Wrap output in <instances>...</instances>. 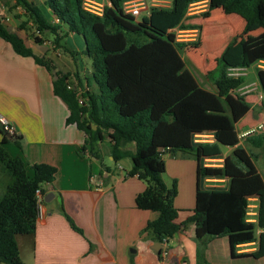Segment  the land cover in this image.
<instances>
[{"label":"trees","instance_id":"trees-1","mask_svg":"<svg viewBox=\"0 0 264 264\" xmlns=\"http://www.w3.org/2000/svg\"><path fill=\"white\" fill-rule=\"evenodd\" d=\"M108 1L102 14L97 15L84 10L81 0H45L58 18L57 23H50L37 5L15 0L26 14L19 26L30 30L34 42L41 43L42 35L50 32L54 35V47L69 53L76 62V51L61 44V40L68 32L82 36L83 53L91 59L94 90L78 89L70 72L55 69L48 59L36 55L1 20L0 37L15 53L31 56L37 64L53 71V93L69 109L65 122L74 124L87 136L79 151H92L93 145L107 136L114 161L130 158L127 175H135L145 183L144 190L135 196L136 207L158 213L146 226L156 240L170 237L182 225L192 223L195 239L201 246L213 237L226 236L230 254L235 257L237 245L258 240L259 246L251 255L262 256L264 260V175L257 169L256 154L239 143L236 130V123L250 108L244 94L238 92L244 84V75L228 73L230 67L246 68L264 62V0H206L203 17L222 7L224 13H235L244 22L241 32L225 45L228 52L239 49L240 57L224 61L222 52L215 58L217 72L211 69L206 72L213 90L197 81L181 54L182 49L197 48L200 42L178 41L172 30L196 27L183 22L189 4L196 0H171L169 6L151 7L140 17L123 10L125 0ZM153 16L160 17L155 25L159 33L148 30ZM29 18L33 26L28 28ZM255 30L258 31L250 33ZM256 69L264 95V68ZM79 93L82 103L77 99ZM201 134H211L214 140H196ZM17 140L18 137L12 139L15 143ZM6 142L3 135L0 172H6L9 181L0 196V264H24L16 237L34 232L35 190L44 193L45 185L54 177L55 167L46 163L27 167L22 157L10 155L3 146ZM244 142L264 152V133L248 132ZM128 143H133V151L126 147ZM218 145L232 149L221 165L206 164V157L220 153ZM165 153L196 162L195 202L181 222H176L179 209L173 204L177 181L172 178L167 184L162 177ZM208 179H224L225 183L208 185ZM250 197L257 200L254 220L248 214ZM70 224L79 230L73 222ZM258 228L263 231L257 235ZM196 264L209 263L199 255Z\"/></svg>","mask_w":264,"mask_h":264},{"label":"crops","instance_id":"crops-1","mask_svg":"<svg viewBox=\"0 0 264 264\" xmlns=\"http://www.w3.org/2000/svg\"><path fill=\"white\" fill-rule=\"evenodd\" d=\"M27 1L37 5L48 22L57 23V17L45 0ZM99 2L109 3L108 0ZM197 2L201 3L187 8L185 18L190 15L191 22L201 24L199 47L204 23L213 17L215 11L220 10L227 22L228 19L237 20L240 26L238 33L243 29L241 16L226 14L222 7H218L211 10L210 15L205 18L202 12L207 9V1L196 0L192 3ZM24 12V8L15 3V0H0L1 22L25 46L36 55L48 59L55 69L70 72L72 83L78 89H96L94 83H89V71L81 64L87 55L83 53L84 42L80 36L68 32L61 40V44L76 51L77 61L74 62L72 57V60H68L61 48L54 47L52 33L45 32L42 35L43 41L36 43L29 35L30 30L19 26L26 18ZM27 25L28 28L33 26L32 19L29 18ZM189 29L192 28L183 30ZM183 39L194 40V37ZM256 67L264 68V62L257 63ZM53 79V71L37 64L31 56L15 53L11 45L0 37V116L11 121L18 131V143L6 138L7 142L3 146L10 155L22 157L27 167L34 163H46L55 167L54 177L45 185L42 194L34 232L16 237L19 256L24 264H196L199 255L209 264H264L262 256L251 255L259 246L258 240L237 245L235 257H232L226 236L213 237L203 247L195 239L192 223L182 225L167 238L166 244H163L164 238L156 240L146 226L158 213L136 207L135 196L144 190L145 183L135 175H127L131 167L130 158L114 161L107 136L97 141L92 151L78 150L87 136L74 124L65 122L69 109L53 93ZM202 86L213 90L212 85ZM238 92L244 94L249 103L250 92L247 88L241 86ZM254 103L256 111L251 114L250 106L236 123V130L240 136L239 143L248 151L257 153V148L244 142V136L254 127L256 129L252 131L253 134L264 133V95L260 88ZM238 125H247V129L239 131ZM258 125L261 127L257 128ZM2 137L0 132V141ZM196 140L212 142L214 139L211 134H201ZM126 147L131 151L134 149L133 143H128ZM226 147V152L220 150L216 157H206V164L221 165L223 157L232 149L230 146ZM163 158L165 172L177 181V194L173 204L179 209L176 222H181L194 206L196 162L191 158L172 157L168 153ZM257 169L264 175L258 167ZM90 174L103 180L101 188L94 189L89 185ZM224 183V179H208L207 182L208 185L218 186ZM249 204L254 209L248 214L254 216L256 197H250ZM253 216H250V220H254ZM70 221L79 230L74 229ZM261 231L263 230L258 228L256 234ZM162 249L167 250L164 259L161 257ZM243 253L250 255L244 256Z\"/></svg>","mask_w":264,"mask_h":264},{"label":"rangeland","instance_id":"rangeland-1","mask_svg":"<svg viewBox=\"0 0 264 264\" xmlns=\"http://www.w3.org/2000/svg\"><path fill=\"white\" fill-rule=\"evenodd\" d=\"M96 1L99 2L102 0H96ZM157 3H161V1H158ZM196 4L198 5L200 3H196ZM146 12L147 11H142L138 17H140L143 14H146ZM212 16H213L212 18H210L207 22L204 23L203 30H202L201 46L200 47L198 46L197 48L186 47L185 49L181 50V54L183 55V59H184L186 67L191 69L197 81L201 85H204V86H211V83L206 79L205 76H206V72L209 69L214 70V68L216 67L215 65L216 56H219L221 55L222 52H224L222 56L224 61L236 60L240 57L239 49L237 50L236 48H234V49H231L229 52L225 50L226 41L229 42L235 34H238V31L240 30L239 22L235 19H228L229 22H227L226 19L220 14V10L215 11ZM191 19L192 17L189 15L187 16V18L184 19L185 21L183 22L196 25V27L198 28L197 37H195L194 40L183 39V38H189L191 36L189 35L187 36L184 33H180L181 35H179L178 37V34L174 32L175 37L176 38L178 37L176 40L178 41L187 40V42L199 41L201 24L193 23L190 21ZM159 20H160L159 16H153L151 18L150 25L148 26V30L150 32L159 33V31L155 27L156 23ZM192 21L195 22L194 19ZM79 36L83 40L82 36L81 35ZM63 54L66 58H68V60L71 59V56L69 53L63 52ZM75 60L77 61V58ZM81 64L83 67H85L89 71V73L87 74V77L89 79V83L92 85L93 81H92L91 74H90L91 59L88 56H86L81 61ZM256 68H257L256 64L249 65L248 67L245 68V71L243 74L244 75L243 87L247 88V90L250 92L248 96V101L250 103L249 105L252 108L251 114L256 111V108L254 106L255 105L254 101H255V96L259 91V86H258V81H257V76H256V70H257ZM214 71L217 72V70H214ZM237 127L239 131H244L247 129V125H244L242 127L238 125ZM263 129H264V125H263ZM218 147H219V150H221V152H226L227 150L226 146L218 145ZM256 150H257V153H255L256 154L255 163L257 167L260 169V171L264 173V152H262L260 149H256ZM162 177L166 183H170L169 181H171V178L168 172L167 173L164 172ZM7 181H9L8 174L4 171L0 172V196H2L5 190V184L7 183ZM249 216H253V215H249Z\"/></svg>","mask_w":264,"mask_h":264},{"label":"built area","instance_id":"built-area-1","mask_svg":"<svg viewBox=\"0 0 264 264\" xmlns=\"http://www.w3.org/2000/svg\"><path fill=\"white\" fill-rule=\"evenodd\" d=\"M158 1H161V3H157ZM170 3L171 0H150V2L149 0H125L122 3V8L125 12L130 13L133 16L137 17L142 11H147L146 13H148L151 7H167V5H169ZM197 3H201V2H197ZM195 4L196 3H190L189 7L195 6ZM81 5L82 8L86 11L95 13L97 15H101L103 12V8L106 4L102 2H98L96 0H81ZM56 21H58V18L56 19ZM172 30L178 34V37L179 35H181L180 33L189 34V36L194 37V39L198 35V29L195 27L189 30H183L179 28H173ZM244 71H245V67H230L228 69V73L232 76L243 75ZM77 99L79 103L83 102V97L81 96L80 93L77 94ZM260 127L261 125L257 126V128ZM254 130L255 128H253L249 132H252ZM0 131L6 138L9 139L16 138L18 135V131L14 126V124L3 116H0ZM88 182L89 185L94 189H99L103 185V180L95 174L89 175ZM35 197H36V205L38 210L40 202L42 200V193L40 192L39 189L35 190ZM251 209L252 206L248 204V213L251 211ZM167 238L168 237H164L163 244H166ZM166 254H167V250L162 249L161 257L163 259L166 257Z\"/></svg>","mask_w":264,"mask_h":264},{"label":"water","instance_id":"water-1","mask_svg":"<svg viewBox=\"0 0 264 264\" xmlns=\"http://www.w3.org/2000/svg\"><path fill=\"white\" fill-rule=\"evenodd\" d=\"M47 200V199H46Z\"/></svg>","mask_w":264,"mask_h":264}]
</instances>
